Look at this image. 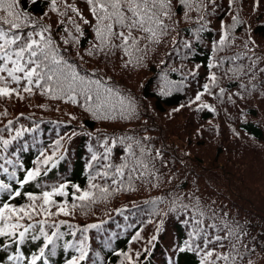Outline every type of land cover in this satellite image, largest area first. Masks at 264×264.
Masks as SVG:
<instances>
[{
  "label": "trees",
  "instance_id": "trees-1",
  "mask_svg": "<svg viewBox=\"0 0 264 264\" xmlns=\"http://www.w3.org/2000/svg\"><path fill=\"white\" fill-rule=\"evenodd\" d=\"M68 1L59 0L57 11L53 12L50 0H36L34 4L28 0L25 10L34 20L40 21L42 16L41 23L45 26L49 22L52 23L49 26L56 43L80 75L93 80L102 79L106 84L113 81L118 87L133 91L126 92V98L133 101L140 100L141 104L151 106L158 114L167 116L163 120L168 122L182 120L185 123L182 127L185 128L183 145L187 149L192 143L197 150L202 151L204 139L206 150L202 155L194 156L199 159L198 161L204 160L199 162L202 171H198L197 174L207 185V190L204 189L194 203L195 199L187 200L180 196L178 190L183 188L186 182L178 185L172 181L180 178L177 168L174 167V158L156 159L154 162L158 170L157 176L160 178L134 180L132 187L127 190L125 188L129 182L126 177L124 184L118 190H114L116 186L111 185V179L97 177L92 181L101 187H109L108 193L89 187L90 174L94 175L96 171L102 170L99 164L92 162V154L102 155L104 148L101 145H107L108 137L111 139L108 140L107 147L112 148L111 150L119 148L123 136L118 140L112 138V135L123 133L119 129L122 123L144 125V123L139 124V121L112 119V117H122L123 109L121 99L116 95L117 89L113 86H110L113 93L102 106L100 113L111 118L112 122L106 121L108 126L113 123L115 127H111L112 131L109 132L102 131L101 133H104L102 136L93 131L95 122L94 118L86 115L88 111L77 117L68 112L67 108L79 104L86 110L88 106L80 102V97H77V103L73 104L67 100V97L52 99L50 95L34 89L31 94L23 93L21 90L20 95L24 97L23 99L15 94L9 98H0V139L11 140L6 149L0 143V165L7 168V172L0 170V183L9 186L7 190L0 191V201L17 207L28 205L30 202L25 195L9 199L11 191L18 188L21 193H32L39 197L43 191H51L53 187L65 183L68 185L65 189L67 195L52 197L56 204L49 206V210L55 212L59 205L64 206L70 214L54 215L44 225V232L47 235H51L54 231L62 235L53 238V243L44 247L45 239L39 231L40 225L37 221L45 219V216L37 215L31 221L27 218L21 221L25 226L27 223H32L33 229L29 230L23 243L19 245L20 254L25 257V261H19L17 264H25L27 258L39 255L41 248H44L45 255L37 261V264H43L45 260L47 264H67L73 256H79L80 253L76 248L82 241L87 249V256L81 264H129L128 259L123 255L125 252L132 257L133 264H198L199 257L196 254L180 252L178 246H184L188 232L194 226L192 223L186 224L185 221L198 216V209L203 211L214 209L212 192L217 184L220 185L225 198V201L220 202L217 207L221 214L217 217V222L222 217L226 223L238 225L243 233L247 234L244 237L246 242L257 248L259 264H264V255L259 252V249L264 248V103L261 104L262 112L257 119L237 125L240 137H231L223 129L218 132L220 140L231 142L228 147L224 144L221 148L217 146L212 154V146L206 143L207 133L202 123L213 118V114H218L221 109L217 112L218 100L208 93H204L199 101H195L196 94L203 92V85L210 82L208 77L212 73L219 70L221 73L227 71L226 63L215 68L210 67V64H219L220 61L216 38L219 28L216 26V21L225 12H219L213 19L210 9L205 8L203 15L206 19L201 21V12L193 10L189 12L192 19L180 20L161 43L142 42L141 51L132 52L130 56H125L123 51H116L107 57L102 54L88 56L87 50L96 43L94 32L91 27L78 19L77 23L84 32L79 38V43L70 42V45L62 43V38H65L66 34L57 20L62 19L59 13L64 11L65 3L74 4L85 18H91L86 0ZM249 6L253 7L255 12L259 11L258 15H263L264 18V0H249ZM52 15L56 16L57 20L52 22L50 20ZM69 15L73 14L69 13ZM240 24L242 23L238 22L233 25L230 22L229 27L239 32ZM65 26L76 35L71 25ZM31 30L28 28L24 31ZM253 32L259 37H264V23H255ZM242 36L244 34L234 35V37ZM65 48L68 49L67 52L63 51ZM78 52L83 55V60L80 59ZM128 72H134L139 78H131L127 75ZM226 81L231 89L240 79L234 77ZM12 87L17 86L12 85ZM39 100L42 102L34 103ZM210 101L213 110L200 108L203 104L210 105ZM9 120L13 122L12 125H8ZM24 129L29 130L24 131ZM17 130H20L22 135L13 139ZM128 135L133 138L129 143H133V147H136L134 141L138 139L134 137V132L129 131ZM170 135L174 133H168V139ZM243 135L250 141L259 143L261 149L250 153L247 157L248 151H243L239 147ZM57 141H59L58 151ZM163 143L164 140L160 145ZM159 149L162 154L165 153L164 147ZM54 151L53 161L46 166V169L42 167L41 175L20 187L19 181L23 179L26 171L34 169L38 160L42 159L41 152L51 156ZM170 151L177 154L172 146ZM220 154L222 160L218 159ZM230 156L234 158L233 163L229 160ZM127 157L123 155L119 158V155L111 153L114 163H122ZM100 163L103 164L104 161L101 160ZM239 163L243 164V173L231 168ZM164 164H167V167ZM216 168L221 169V173L217 176ZM171 170L174 171L170 174L172 180H169L168 173ZM247 172H250L249 175ZM117 180L119 181L120 178L117 177ZM192 190L197 191V189ZM86 191L90 195L84 201L75 198ZM174 200H176L175 204ZM40 203L42 200L37 201V205ZM184 204L188 205L187 210L183 208ZM91 224L99 227L88 228L85 232L84 229ZM56 225L59 227L57 228ZM137 233H140V238L133 240ZM32 236L39 238L31 239ZM153 236H156L154 241H152ZM16 247L10 239L0 237V258H3L5 264H11L7 261V257L17 254ZM137 253L140 255L137 256Z\"/></svg>",
  "mask_w": 264,
  "mask_h": 264
},
{
  "label": "snow or ice",
  "instance_id": "snow-or-ice-1",
  "mask_svg": "<svg viewBox=\"0 0 264 264\" xmlns=\"http://www.w3.org/2000/svg\"><path fill=\"white\" fill-rule=\"evenodd\" d=\"M28 0H0V98H9L12 95L24 97L23 93L31 94L34 89L41 90L42 94L50 95L52 99H63L71 103H77V97L83 99L84 104L88 107L86 111H90L93 116L98 118H109L100 113L101 106L105 103L108 96L112 95L111 88H104L102 81L93 80L79 74L73 63L62 54L59 45L56 43L50 26L43 25L39 20H34L30 13L25 10ZM34 4L36 0H31ZM59 0H50L53 12L57 11ZM234 0H229V6ZM90 19L85 18L84 14L74 4H64V11L59 15L62 17L58 24L61 25L62 31L66 34L62 38L64 45L79 43V38L84 35L77 19L83 24L93 29L96 43L87 50L88 56L102 54L103 56H111L116 51H123L125 56H130L132 52H140L142 42L147 44H159L167 37L175 28L180 20L189 21L192 17L189 12L195 10L201 12L200 20L206 17L203 15V9L215 8V0H86ZM181 12L183 15H181ZM69 13L73 15L70 16ZM75 17V18H74ZM43 17H41V20ZM237 18L233 17V25ZM74 28L76 35H73L69 27ZM223 28L224 25L222 24ZM31 28V31H24ZM39 30H36V29ZM175 43V39H173ZM226 42V36L221 35L218 46L223 49ZM247 47V42L245 44ZM146 50V49H145ZM67 52L68 49H63ZM80 59L83 55L79 52ZM241 59L239 56L227 57L221 59L219 64H210V67L222 66L225 61ZM251 63L241 65L235 68L227 69L225 75L229 79L239 77L242 81L247 78L249 83L259 79V86L264 88V67L260 66V57H248ZM130 63V61H126ZM210 83L203 85V92H198L195 101H199L204 93L212 95L211 87L218 83V77L212 73L208 77ZM23 81V84H22ZM16 85L17 87H12ZM240 87L248 91V83H241ZM257 87L256 83L252 84V90ZM224 93V89L220 88V94ZM193 101V102H195ZM91 102V103H90ZM123 106L122 118H135V104L129 101L127 105L121 100ZM203 108L211 109L210 105L203 104ZM126 113L127 115H124ZM99 114V115H98ZM12 121H8V125H12ZM7 127V126H6ZM29 129H24L28 131ZM22 135L20 130L16 131V136ZM126 140L132 141V137H125ZM145 141L149 137L143 138ZM123 143V141H120ZM6 149L11 140L0 139ZM135 146L139 148V154L133 150V143H129L124 149L128 153V157L122 163H114L111 159V148L107 145H101L104 148L102 155L98 156L93 153L91 160L95 164H99L102 170L96 171L94 175L90 174V188H96L104 193L109 192V187H101L92 181L97 177L102 179H111V185L116 186L114 190H118L124 184L126 177L129 182L125 190L132 187L134 180H145L151 178H160L157 176L155 160L162 156L159 150L149 149L141 144V141H134ZM56 150H59V141L56 142ZM154 152V156L146 155V153ZM41 158L37 162L34 169L26 171L25 176L19 181L20 187L28 184L37 176L41 175V169L49 165L53 161L55 151L51 156H46L43 152ZM104 163L101 164L100 161ZM11 164L12 161H6ZM54 166V165H53ZM92 166V165H90ZM0 170L7 172V168L0 165ZM15 175V173H12ZM117 177L120 180H117ZM68 185L61 184L53 187L51 191H43L38 197L32 193H21L17 188L11 191L9 199L25 195L30 202L28 205L15 206L11 203L0 201V237L10 239L16 245V255L8 256L7 261L11 264H17L19 261H25V257L20 254L19 245L23 243L30 229H33L32 223L22 224L21 221L26 218L31 221L37 215H44L45 219L37 221L40 225L39 231L44 236L45 245L53 243V238H58L62 234L58 231L47 235L44 232V225L48 219L54 215H69V211L64 206H57L55 212L49 210V206L56 204L52 199L53 196H65V189ZM75 187V186H73ZM7 184L0 183V191L7 190ZM79 191V189H77ZM74 195V194H73ZM89 192H83L80 196L75 197L80 201H84L89 197ZM189 194H185L184 199H188ZM178 199V198H177ZM42 203L37 205V201ZM176 203V200L173 201ZM75 207V205H73ZM183 208L188 209V205L184 204ZM171 211V210H170ZM199 215L186 220L185 223H192L194 226L188 232V238L184 242L183 247L178 246L180 252H192L199 257L198 264H259L257 260V248L249 245L244 237L247 236L238 225L233 226L226 223L221 217L217 222V214L214 209L207 211L199 210ZM211 221V222H209ZM63 223V221L61 222ZM58 228L59 225H56ZM99 225L91 224L84 229L96 228ZM20 229H23L22 231ZM157 230L159 231V225ZM75 235V233H73ZM32 236L31 239H38ZM140 238L137 233L133 240ZM85 239H87L85 237ZM156 240V236L152 237V241ZM152 241H149L151 243ZM76 250L79 256H73L67 261V264H81V261L87 256V249L83 243L77 246ZM261 255H264V248L259 249ZM45 255L44 248L40 249L39 255H33L26 259L25 264H37ZM128 259L129 264H133L132 257L128 253H123ZM137 256L140 254L137 253ZM0 264H5L3 258H0ZM43 264H47L45 260Z\"/></svg>",
  "mask_w": 264,
  "mask_h": 264
},
{
  "label": "rangeland",
  "instance_id": "rangeland-1",
  "mask_svg": "<svg viewBox=\"0 0 264 264\" xmlns=\"http://www.w3.org/2000/svg\"><path fill=\"white\" fill-rule=\"evenodd\" d=\"M68 2H72V0H69ZM215 4H216L215 8H209L210 14L213 17V19L217 17L219 12L224 11L226 13V14L225 13L221 14L216 21V26L219 28V30L216 33L217 41L219 42L222 34L226 36V42L225 45L223 46V49H221L217 44V53L220 56L219 60L233 56L241 57V59L231 61V63L227 62L226 60L225 61L226 70L241 65H248L249 63H251V60H249L248 57H253V58L260 57L261 58L259 61L260 66L264 67V37H259L253 32L255 23L258 22L264 23L263 15H258L259 11L255 12L254 8L249 6V0H234V2L231 4V7L229 6V0H215ZM234 16L237 18L235 23L238 22L242 23L240 24L241 29L239 32H235L231 30V28L229 27V23L230 22L233 23ZM50 20L53 22L54 20H57V18L56 16L52 15L50 17ZM51 24L52 23L49 22L47 23V26ZM222 24L224 25L223 28L221 27ZM237 34H244V36L234 37V35ZM246 42L248 45L247 47L245 46ZM225 73L226 71L224 73H221L220 70L215 72V74L218 77V83L211 87V92L213 93L212 96L216 97L218 100L217 112L219 109L221 110L218 114H213L214 115L213 118L209 120H204L202 123V127L206 128V133H207L206 143L209 146H212L211 147L212 154L214 153L217 146H220L221 148L222 144H224L227 145L228 147V145L231 142V141H223L222 139L220 140L218 138V132H221L223 129L227 133V135L231 137L234 136L240 137V135L238 134L239 130L237 125L247 120L257 119L262 112L263 107L261 104L264 103V88L259 86V79L257 81H253L249 83L247 81V78H245L242 81L239 77H237L240 79L239 83L230 89L226 81V79H228V76L225 75ZM127 75L134 79L139 78L134 72H128ZM99 80L102 81V85L104 88H110V86L115 87L117 89L116 95L118 96V98L124 101L125 105H127L129 101L135 104L136 107L135 118L112 117L113 120L115 121L126 120L132 122L139 121V124L144 123L143 126L128 125V122L122 123L119 129H121L123 133H121L120 135L113 134L112 138L120 140L123 136L122 138L123 143L119 142V146H118L119 148H115L111 151L114 154L119 155V158L123 157V155L128 156V153L124 149L129 144V140L125 139V137H130L128 135L129 131H133L134 137L138 139V141H141V144L143 146L149 149L159 150L161 152L159 148L164 147L165 153L162 154L160 158L167 160L174 158L175 159L174 167L177 168V172L180 175L179 179L172 180L170 178V174L174 170H171L168 173L169 176L168 179L176 182L178 185L179 184L181 185V183L186 182V185L180 190H178V192L181 193L180 196L183 197L185 196V194H189L187 200L195 199L193 203L196 202L198 196L204 191V189L207 190V185L203 183L202 179L200 178V175L197 174L198 171H202V167L199 162H202L204 160L198 161L199 159H197L194 156V155L200 156L206 150L204 139L202 144V151L197 150L195 148V145H192V143L188 145V149H187L183 145L184 139L182 138L185 136V130H184L185 128L182 129V127L185 126V123H183L182 120L180 121L174 120L173 122H168L166 120H163V118H167V116L158 114L153 110L151 106H146L141 104L140 100L133 101L132 99L125 97L126 92H133V91H126L125 90L126 88L118 87L113 81H111V83L109 84H106L103 82L102 79ZM241 83H248L249 90L245 91L243 88H241L240 87ZM253 83L257 84L255 90H252ZM220 88H224L223 94L218 93L220 92ZM108 99L109 96L107 97L105 103L107 102ZM41 102L42 101L39 100L34 103L38 104ZM80 102L84 104L82 98H80ZM209 104L210 107H213L211 101ZM200 108L203 109L202 106ZM67 109H69L68 112L72 113L73 116L75 117L82 115L83 113L86 112V110H84L83 106L81 107L80 104L76 107L67 108ZM251 110H253L254 112H250ZM86 115L90 116L91 118H94L95 129L93 131L100 133L101 136L104 135V133H101L102 131L109 132L112 131L111 127H115L113 123L110 126L106 124V121L112 122L110 117L107 119L98 118L97 116H93L89 111L87 112ZM124 115L127 114L124 113ZM146 124L148 125L145 126ZM168 133H174V135H170L169 136L170 139H168ZM144 137H149L150 139L145 141L143 139ZM110 139L111 137L107 138V142H106L107 145H108V140ZM161 139L164 140L163 145H160V142L163 141ZM171 146L173 147V151H175L177 154L170 151ZM239 147L243 151L245 150L248 151L247 157H249L250 153L255 151L258 152V150L261 149L259 147V143L256 144L250 141L244 135L243 137L240 138ZM133 150L136 153H139V148L133 147ZM146 155L149 156L154 155V152L146 153ZM218 159L222 160V154L218 156ZM229 160L233 163L234 158L230 156ZM223 162H224V158H223ZM164 166L167 167V164H164ZM231 168L237 171L238 173H243V164L239 163L232 166ZM165 173H167L166 169H165ZM218 173H221L220 168H216V176L218 175ZM249 173L250 172H247L248 175ZM192 189H197V191H194ZM212 195L214 200L213 203L214 210L216 211L217 217H220L221 214L218 212L217 207L219 206L220 202L225 201V198L223 197L222 190L219 184L215 185V189L212 192Z\"/></svg>",
  "mask_w": 264,
  "mask_h": 264
}]
</instances>
